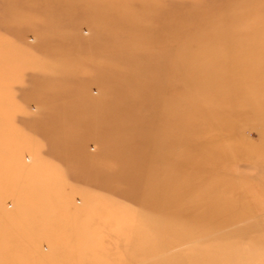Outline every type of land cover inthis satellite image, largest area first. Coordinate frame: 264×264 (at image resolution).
<instances>
[{
  "label": "rangeland",
  "instance_id": "1",
  "mask_svg": "<svg viewBox=\"0 0 264 264\" xmlns=\"http://www.w3.org/2000/svg\"><path fill=\"white\" fill-rule=\"evenodd\" d=\"M172 255L264 264V0H0V264Z\"/></svg>",
  "mask_w": 264,
  "mask_h": 264
},
{
  "label": "bare ground",
  "instance_id": "2",
  "mask_svg": "<svg viewBox=\"0 0 264 264\" xmlns=\"http://www.w3.org/2000/svg\"><path fill=\"white\" fill-rule=\"evenodd\" d=\"M121 23H122L121 20H115V18H114V26H113V27H115L116 24L122 26ZM181 240H187V239H186V238L184 239V238H182V237H180V238H179V237L174 238V242H175V241H181ZM156 250H157V251H156L157 253H161V251H162V250L160 249V247H158ZM172 252H173V251H172ZM156 257H157V256H156ZM180 262H182L181 259L178 260L177 257H176L175 255H172V256H167L166 258L157 261L156 264H179Z\"/></svg>",
  "mask_w": 264,
  "mask_h": 264
}]
</instances>
